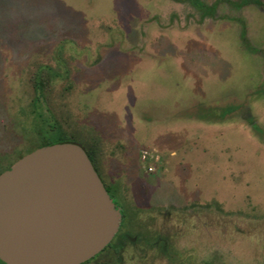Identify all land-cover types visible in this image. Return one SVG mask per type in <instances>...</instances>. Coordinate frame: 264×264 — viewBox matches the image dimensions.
Returning a JSON list of instances; mask_svg holds the SVG:
<instances>
[{"label": "rangeland", "instance_id": "obj_1", "mask_svg": "<svg viewBox=\"0 0 264 264\" xmlns=\"http://www.w3.org/2000/svg\"><path fill=\"white\" fill-rule=\"evenodd\" d=\"M201 2L0 0V173L96 152L132 240L89 264H264V0Z\"/></svg>", "mask_w": 264, "mask_h": 264}, {"label": "water", "instance_id": "obj_2", "mask_svg": "<svg viewBox=\"0 0 264 264\" xmlns=\"http://www.w3.org/2000/svg\"><path fill=\"white\" fill-rule=\"evenodd\" d=\"M123 221L83 146L41 147L0 175V260L5 264H86Z\"/></svg>", "mask_w": 264, "mask_h": 264}, {"label": "trees", "instance_id": "obj_3", "mask_svg": "<svg viewBox=\"0 0 264 264\" xmlns=\"http://www.w3.org/2000/svg\"><path fill=\"white\" fill-rule=\"evenodd\" d=\"M192 3L196 7L204 8L207 11L210 10L209 7H206L205 5L202 4L201 0H192ZM40 86H41V84H40ZM50 127L52 128V131L50 132L48 137H43L42 138V142H41V144H40V146L38 148H41V147H44V146H49V145H54V144H58V143H67V142L80 144L78 141H76L73 138H71L65 131H63L59 127L57 128L55 125H51ZM80 145L83 146L82 144H80ZM84 149L87 151V153H88L90 159L92 160L96 170L100 174V170H99L98 164H97L98 161H97L96 152L93 151V150H88L85 147H84ZM9 169H7V170H9ZM3 172H5V171H3ZM2 173H0V175ZM107 187L108 186H106V188ZM107 190H108L109 194L112 195L111 197H116V194H117L116 191H113L110 187H108ZM116 202H118V201L116 200ZM129 217H130V215L128 214V212L125 209L124 210V222H123V224L124 223H126V224L129 223V225H130V218ZM128 234H130V231L129 230H125V228L122 225V229H121L120 233L117 234V236L115 237L113 243L105 251L111 249L113 251L112 253L119 260L120 253H121V251L123 249L122 247H123L124 239H126ZM130 240H132V239H130ZM89 263L90 262H88L86 264H89ZM0 264H5V263H3L0 260Z\"/></svg>", "mask_w": 264, "mask_h": 264}, {"label": "flooded vegetation", "instance_id": "obj_4", "mask_svg": "<svg viewBox=\"0 0 264 264\" xmlns=\"http://www.w3.org/2000/svg\"><path fill=\"white\" fill-rule=\"evenodd\" d=\"M99 175H100V174H99ZM100 176H101V175H100ZM101 178H102V177H101ZM103 182H104V181H103ZM105 185H106V184H105ZM106 186H107V185H106ZM107 188H108V187H107ZM111 196H112V195H111ZM112 198H113V200H114L116 206L122 208V214H123L122 225H123V222H124V210H125V208H124L123 206H121L120 203L116 202V197H112ZM122 225H121L120 231H121V229H122ZM120 231H119V233H120ZM130 239H132V237H131L130 234H128L127 237H126V239H124L123 247H122L123 249L125 248V244H126V242L129 241ZM113 241H114V240H113ZM113 241H112V243H113ZM135 241H136V240H135ZM112 243H111V244H112ZM111 244H110V245H111ZM110 245H109V246H110ZM109 246H108V247H109ZM108 247H107V248H108ZM107 248H106V249H107ZM106 249H105V250H106ZM123 249H122V250H123ZM105 250H104V251H105ZM104 251H103V252H104ZM103 252H102V253H103ZM121 252H122V251H121ZM102 253H101V254H102ZM101 254H99V255H101ZM111 254H113V253H111ZM99 255H98V256H99ZM98 256H96V257H98ZM114 256H115V255H114ZM96 257H95V258H96ZM95 258H94V259H95ZM92 260H93V259H92ZM92 260H91V261H92ZM89 262H90V261H89Z\"/></svg>", "mask_w": 264, "mask_h": 264}]
</instances>
